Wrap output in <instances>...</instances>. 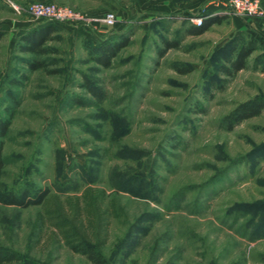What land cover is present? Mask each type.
Returning <instances> with one entry per match:
<instances>
[{"label": "rangeland", "instance_id": "rangeland-1", "mask_svg": "<svg viewBox=\"0 0 264 264\" xmlns=\"http://www.w3.org/2000/svg\"><path fill=\"white\" fill-rule=\"evenodd\" d=\"M34 1L91 22H54L44 52L24 51L21 36L53 22L24 9ZM199 17L215 21L191 33ZM248 17L224 0H0V118L11 116L1 184L60 200L105 188L119 212L108 264H264V111L222 125L264 96V19L252 30ZM122 33L110 64L96 61L91 45ZM241 46L253 48L248 64L227 77L220 64ZM40 208L0 202V245L38 264H94L51 222L36 241Z\"/></svg>", "mask_w": 264, "mask_h": 264}, {"label": "trees", "instance_id": "trees-1", "mask_svg": "<svg viewBox=\"0 0 264 264\" xmlns=\"http://www.w3.org/2000/svg\"><path fill=\"white\" fill-rule=\"evenodd\" d=\"M215 19L205 18L200 25L191 24V33L204 32ZM55 27L50 22L44 27L32 30L21 36V48L24 51L44 52V42L50 37ZM1 38V34H0ZM129 41L124 33L110 36L98 43H93L90 52L94 59L104 65H109L112 58ZM167 48L177 45V42L166 41ZM253 48L241 46L233 49L232 53L225 57L220 69L227 77H231L248 64V57ZM32 68L41 67L42 62H29ZM216 82L212 80L211 83ZM88 85V84H87ZM222 88L223 84H217ZM90 89L100 95L99 90L90 86ZM264 111V96L250 98L239 103L229 114L223 117L222 125L226 129H233L243 120L260 114ZM11 116L0 118V178L4 172L3 136L7 133ZM56 194H49V190L38 188L34 191L25 189L21 193L6 188L0 182V202L4 204L26 207L30 204H40L37 211L33 232L36 241H39L43 226L51 222L52 234L58 236L64 244L73 251L86 256L94 264H108L102 252L104 245L108 243L111 219L119 216L117 200L110 197L107 190L93 185L86 186L80 194L66 196L60 200ZM51 200V202L48 204ZM50 229V225H49ZM0 264H38L31 259L24 258L17 250L0 245Z\"/></svg>", "mask_w": 264, "mask_h": 264}, {"label": "built area", "instance_id": "built-area-1", "mask_svg": "<svg viewBox=\"0 0 264 264\" xmlns=\"http://www.w3.org/2000/svg\"><path fill=\"white\" fill-rule=\"evenodd\" d=\"M224 2L231 7L233 14L258 16L264 19V8L259 0H224ZM16 9L19 11L18 8ZM24 9L37 18H46L55 23L88 24V22H91V18L85 13L77 11L70 6L52 2L34 1ZM103 20L109 24L114 23L112 14H107ZM190 21L192 24L200 25L203 22V18H192Z\"/></svg>", "mask_w": 264, "mask_h": 264}, {"label": "crops", "instance_id": "crops-1", "mask_svg": "<svg viewBox=\"0 0 264 264\" xmlns=\"http://www.w3.org/2000/svg\"><path fill=\"white\" fill-rule=\"evenodd\" d=\"M245 21H247V24L251 27L252 30H255L256 27H257V25L261 21V17H258V16H250Z\"/></svg>", "mask_w": 264, "mask_h": 264}]
</instances>
